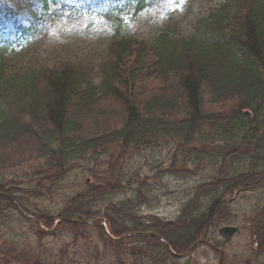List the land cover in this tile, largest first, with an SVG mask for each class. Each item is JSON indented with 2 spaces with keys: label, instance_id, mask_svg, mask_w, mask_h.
Segmentation results:
<instances>
[{
  "label": "trees",
  "instance_id": "obj_1",
  "mask_svg": "<svg viewBox=\"0 0 264 264\" xmlns=\"http://www.w3.org/2000/svg\"><path fill=\"white\" fill-rule=\"evenodd\" d=\"M157 1L0 0V171H30L20 187L0 181V264H191L175 256L234 224L224 199L264 189V0H225L183 35L137 38L132 25ZM85 17L110 33L50 45ZM244 108L256 109L252 119ZM143 152L148 175L131 163ZM80 166L85 179L60 205L34 202ZM167 176L199 183L175 218L143 214ZM23 222L34 248L15 239ZM242 227L255 241L244 264H264V205ZM49 236L68 240L47 249Z\"/></svg>",
  "mask_w": 264,
  "mask_h": 264
},
{
  "label": "rangeland",
  "instance_id": "obj_2",
  "mask_svg": "<svg viewBox=\"0 0 264 264\" xmlns=\"http://www.w3.org/2000/svg\"><path fill=\"white\" fill-rule=\"evenodd\" d=\"M223 0H175V3L163 2L162 7L155 8L152 11L146 13L141 17V21L138 22L140 31L144 34L148 32H153L154 29L169 27L181 31L183 28V23L189 20H194L197 14L204 12L208 7H216ZM173 17V18H172ZM201 17V16H199ZM173 19V21H171ZM67 24L65 28H60L56 34L53 36L55 42L50 45L58 43V45H63L64 43L76 44L82 47L80 42H86V44H95V40L92 39L93 36H98L103 30L104 23L96 19L95 17H89L83 21H77ZM76 35H79L85 41L77 40ZM101 49V45L97 49L96 53ZM87 52V51H86ZM259 108V106H257ZM256 110V109H255ZM252 110L253 114L254 111ZM145 155L147 153L134 154L131 159V163L134 162V167L142 170L144 175H148L150 170L148 164L152 163L147 159V165H145ZM162 155H166L165 152ZM157 158V156H156ZM165 159V158H164ZM177 160L182 161V166L185 165V169L193 171L189 166V163L184 164L183 160L185 158L178 156ZM29 163H24L22 166L15 165L13 168H8L0 171V181H12L15 186L20 187L22 181L24 183V174L28 173ZM33 164V162L31 163ZM30 164V165H31ZM29 165V166H30ZM166 165H164L165 167ZM132 167V164H131ZM83 168L77 167L73 172H71L66 180L61 185L62 187L58 189L57 194L52 197V199H44L43 201H34L35 203L44 206L46 209H53L57 203H62L66 197H68L71 191L68 187L71 184L79 185L82 184L80 181L85 179V176L81 174ZM31 174L32 171H31ZM195 179H179L172 177L162 178L160 183H154L151 187V196L153 201L151 206H146L142 208V213H151L159 216L163 219H173L177 216L179 212L180 205L185 201L184 197L188 196L191 188L195 185ZM27 184L31 181L27 179ZM186 194V195H185ZM264 205V189H258L250 192H245L235 195L231 201L232 213L235 216V222L238 227H240L241 232L234 237L230 244H228L222 251V261L225 264H244V258L251 253L252 250V240L249 231L242 227L244 224V217L250 215L255 210ZM225 225V224H223ZM35 230L31 228L26 222H23L22 230L18 231L15 239L23 247L36 246L34 238ZM216 233V231H215ZM214 235V234H213ZM5 236L12 238V235L5 231ZM211 238V237H210ZM209 238V239H210ZM67 237L63 236L61 238L55 236L46 237L42 242L47 249H56L63 242L67 241ZM220 238L215 234L212 239L206 241L211 246L218 244ZM29 248V247H28ZM190 263H195L198 261L199 264H218V255L213 253L209 247L205 245L198 246L194 252L189 257Z\"/></svg>",
  "mask_w": 264,
  "mask_h": 264
},
{
  "label": "water",
  "instance_id": "obj_3",
  "mask_svg": "<svg viewBox=\"0 0 264 264\" xmlns=\"http://www.w3.org/2000/svg\"><path fill=\"white\" fill-rule=\"evenodd\" d=\"M244 115L250 116L249 112H244ZM239 230L236 227H224L218 230V234L223 238L222 245L229 242L233 235L238 233Z\"/></svg>",
  "mask_w": 264,
  "mask_h": 264
},
{
  "label": "snow or ice",
  "instance_id": "obj_4",
  "mask_svg": "<svg viewBox=\"0 0 264 264\" xmlns=\"http://www.w3.org/2000/svg\"><path fill=\"white\" fill-rule=\"evenodd\" d=\"M169 3H175V0H168Z\"/></svg>",
  "mask_w": 264,
  "mask_h": 264
}]
</instances>
